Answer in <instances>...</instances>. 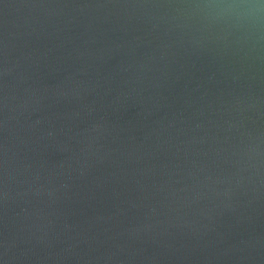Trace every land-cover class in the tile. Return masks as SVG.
Here are the masks:
<instances>
[{
  "label": "water",
  "instance_id": "95a60500",
  "mask_svg": "<svg viewBox=\"0 0 264 264\" xmlns=\"http://www.w3.org/2000/svg\"><path fill=\"white\" fill-rule=\"evenodd\" d=\"M203 0H0V264H264V33Z\"/></svg>",
  "mask_w": 264,
  "mask_h": 264
},
{
  "label": "clouds",
  "instance_id": "9594fccd",
  "mask_svg": "<svg viewBox=\"0 0 264 264\" xmlns=\"http://www.w3.org/2000/svg\"><path fill=\"white\" fill-rule=\"evenodd\" d=\"M195 7L210 22L226 23L250 33H264V0H203Z\"/></svg>",
  "mask_w": 264,
  "mask_h": 264
}]
</instances>
